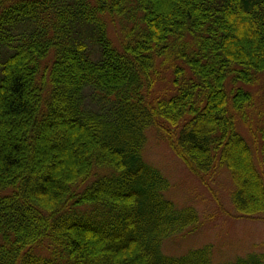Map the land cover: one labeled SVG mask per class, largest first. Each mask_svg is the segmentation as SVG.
<instances>
[{"label": "trees", "instance_id": "obj_1", "mask_svg": "<svg viewBox=\"0 0 264 264\" xmlns=\"http://www.w3.org/2000/svg\"><path fill=\"white\" fill-rule=\"evenodd\" d=\"M260 76L264 0H0V264H49L36 253L46 241L70 264H213L209 248L163 254L199 218L166 198L146 132L204 182L227 168L237 213L264 217V175L237 121L250 128Z\"/></svg>", "mask_w": 264, "mask_h": 264}, {"label": "rangeland", "instance_id": "obj_2", "mask_svg": "<svg viewBox=\"0 0 264 264\" xmlns=\"http://www.w3.org/2000/svg\"><path fill=\"white\" fill-rule=\"evenodd\" d=\"M108 26L110 37L118 44V27L111 22ZM165 75L167 82L156 86L155 91L159 96L165 88H171L173 75L170 71ZM260 77L261 80L249 88L254 97L253 104L247 109L250 128H246L239 118L237 121L239 133L251 146L255 163L264 175L260 164L263 146L261 130L264 128V80ZM96 99L92 91L86 92V103L91 108L98 106ZM146 136L143 157L147 164L158 169L170 182L166 198L178 210L194 209L199 218L196 227H189L182 234L167 239L162 247L163 254L182 257L192 251L209 248L213 264L234 263L249 255L264 257V217H244L237 213L231 200L235 187L230 171L227 168H218L204 182L205 180L202 181L188 169L156 128L147 130ZM97 179L98 177L93 176L84 188ZM95 208L81 211L91 214ZM36 253L49 264H70L63 248L56 242L46 241Z\"/></svg>", "mask_w": 264, "mask_h": 264}]
</instances>
